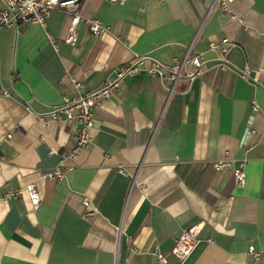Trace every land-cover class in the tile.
<instances>
[{
    "label": "crops",
    "instance_id": "0c3cea01",
    "mask_svg": "<svg viewBox=\"0 0 264 264\" xmlns=\"http://www.w3.org/2000/svg\"><path fill=\"white\" fill-rule=\"evenodd\" d=\"M214 2L81 0V15L109 28L94 36L80 23L75 44L65 42L62 9L45 26L0 30V264H156L158 252L167 264H253L251 245L264 264V0H234L230 10ZM224 39L226 70L209 50ZM191 44L204 72L171 93L172 81L148 72L151 57L171 63ZM139 56V69L95 108L90 149L63 180L48 179L78 133L50 112ZM226 156L233 166L217 171ZM240 166L244 187L235 184ZM196 222L199 244L180 262L171 250Z\"/></svg>",
    "mask_w": 264,
    "mask_h": 264
},
{
    "label": "built area",
    "instance_id": "2783aa9c",
    "mask_svg": "<svg viewBox=\"0 0 264 264\" xmlns=\"http://www.w3.org/2000/svg\"><path fill=\"white\" fill-rule=\"evenodd\" d=\"M112 2H125L126 0H110ZM164 1V0H161ZM234 0H215L214 4L220 2L225 10L228 8V2ZM81 0H0V30L4 28H15L19 30L21 25L38 23L46 25V20L52 10L62 9L70 17L71 24L69 34L65 42L75 44L77 42V27L83 23L94 36L104 33L109 27L103 25L99 20L94 18H84L80 13ZM231 18L242 21L236 15L232 14ZM53 41V38H51ZM209 50L215 53L221 69L231 68L228 62L227 54L229 52V41L224 39L220 42H211ZM204 53L193 54V44L189 45L186 53L182 58L175 57L171 63H165L155 57H151L152 66L149 73L157 75L163 80L172 81L173 86L170 88L172 93L181 78L191 80L198 77L204 72L205 63ZM146 59L145 56H139L137 60L127 67H121L116 70L115 76L108 79L105 86L94 91L79 94L75 97H65L62 104L56 106L49 114L50 120L58 125L76 124L78 127L77 140L73 148L60 153L58 165L45 176L50 180L61 181L65 178V171L71 168L83 151L90 149L92 144V128L94 126L95 108L101 104L102 100L111 95L113 89L119 86L120 81L128 74L136 72L140 65ZM194 67L189 69V67ZM242 76L251 80L252 70L248 67L239 70ZM253 111L258 109L255 101L252 105ZM51 153H57L52 149ZM217 171L225 170L233 166V159L229 156L217 161L215 164ZM121 172L125 171L124 166H120ZM235 184L238 187H244L247 181V174L243 166L234 168ZM32 205L36 210L41 205V195L35 183L28 184L25 187ZM23 189L17 188L5 193L6 198L18 197L22 194ZM203 228V222H196L186 227L175 241L171 253L180 261L187 260L200 241V233ZM249 254L253 259V264H261L262 254L254 246L249 247ZM167 254L157 253L156 264H167Z\"/></svg>",
    "mask_w": 264,
    "mask_h": 264
}]
</instances>
